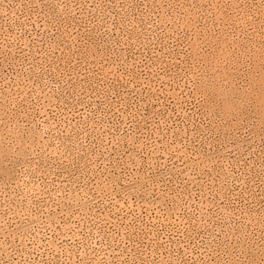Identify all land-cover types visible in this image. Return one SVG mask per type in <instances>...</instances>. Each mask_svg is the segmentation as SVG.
I'll list each match as a JSON object with an SVG mask.
<instances>
[{
  "label": "rangeland",
  "instance_id": "rangeland-1",
  "mask_svg": "<svg viewBox=\"0 0 264 264\" xmlns=\"http://www.w3.org/2000/svg\"><path fill=\"white\" fill-rule=\"evenodd\" d=\"M0 264H264V0H0Z\"/></svg>",
  "mask_w": 264,
  "mask_h": 264
}]
</instances>
